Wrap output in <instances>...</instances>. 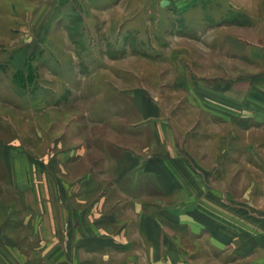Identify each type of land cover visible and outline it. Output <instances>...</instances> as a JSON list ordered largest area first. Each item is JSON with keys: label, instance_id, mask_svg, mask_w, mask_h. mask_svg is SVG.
I'll use <instances>...</instances> for the list:
<instances>
[{"label": "crops", "instance_id": "obj_1", "mask_svg": "<svg viewBox=\"0 0 264 264\" xmlns=\"http://www.w3.org/2000/svg\"><path fill=\"white\" fill-rule=\"evenodd\" d=\"M16 1L4 20L26 12L29 19L47 15L51 25L48 0H20L15 7ZM55 1L57 13L64 10V40L54 43L64 51V67L82 64L76 32L123 38L149 32L154 17H203L207 2ZM170 1L188 4L175 12L159 4ZM39 8L50 14H38ZM190 40L168 57L163 50L155 57L128 51L94 58L90 74L65 71L64 92L73 96L64 113L73 108L77 117H64V158L0 141L7 167L0 170V199H18L8 217L0 210V264L16 258L28 264H264V142L258 135L245 140L246 133L264 130V91L253 79L198 76L193 67L201 45L224 57L236 47L237 58L249 54L257 61L264 49ZM166 66L169 78H163ZM170 95L182 102L166 106ZM124 98L127 104L117 103Z\"/></svg>", "mask_w": 264, "mask_h": 264}, {"label": "rangeland", "instance_id": "obj_2", "mask_svg": "<svg viewBox=\"0 0 264 264\" xmlns=\"http://www.w3.org/2000/svg\"><path fill=\"white\" fill-rule=\"evenodd\" d=\"M48 1L54 8L51 25L49 20L45 19L47 15L29 19L25 15L26 12L17 14L15 18L6 17L4 20L7 12L10 15L14 14V8L10 7L12 0H4L3 6L0 0V23L4 22L0 29V141L15 142L20 144V148L25 152L39 156L52 154L64 158V117L69 119L77 117L76 109L73 110L71 107L72 110L64 113V103L69 102L73 96L72 93L64 92L65 71L71 73L75 68L74 72L79 70L84 74H90L94 68L92 61L94 58H116L125 52L129 54L128 51L133 56L150 53L155 57L163 50L160 54L164 53L165 57H168V53L170 54L174 47L188 38L191 39L188 43H194L193 41L199 43L205 39L208 43L216 44L227 39L229 43L238 42L245 44V47L254 48L260 45L259 47L264 49V0H207L203 2L205 10L203 17L197 14L194 17L177 16L175 11L178 5L179 9L185 10L188 2L170 1L159 4L166 5V10L175 13L163 18H151L149 32L141 29L140 33L131 32L123 38L115 34L93 35L81 32L72 34L77 43L78 61H82V64H74L76 62L74 61L64 67V51L56 45L54 47V43L59 44L64 40V19L59 17L64 10L58 11L60 12L58 14V3L55 0ZM38 2L40 3V0ZM19 3L20 0H17L14 3L15 7H18ZM155 6L156 3L153 7L156 8ZM37 12L43 15L50 14V11L45 13V10L41 9ZM10 21L13 23H9ZM27 42L30 43V47L24 49ZM199 47L201 49L197 52V64L193 65L198 76L226 75L229 78L253 79L252 84L257 86L256 89L264 91V58L261 61L255 58L252 60L249 54H245L244 58L240 56L237 58L236 47L230 49L228 56L225 57L215 46L211 50L208 47L205 49L202 45ZM24 60L25 64L20 69V63ZM220 64L225 71L220 69ZM163 70V78H169L170 67L166 66L165 69L163 67ZM156 84V89L160 88L161 83ZM244 85L247 88L248 82L246 81ZM231 95L235 96L236 93ZM83 101L86 106L91 104L92 99L84 98ZM107 101L116 102L114 99ZM124 101L127 104L129 99H117L118 104ZM164 102L166 106L173 107L182 102V98L170 95ZM106 116L102 115V118ZM98 129L100 128H96V131ZM87 131L92 133L93 128L88 127ZM256 135L264 142L262 128L258 133H246V142L256 141ZM261 149V153L264 154V146ZM6 169L7 167L0 161V170L7 171ZM3 199L4 201L0 199V210L4 209L5 217H8L10 210L18 204V199L15 200L7 194ZM7 228L9 227L6 225ZM8 260L12 259L6 261ZM15 263L28 264L24 258H16Z\"/></svg>", "mask_w": 264, "mask_h": 264}]
</instances>
